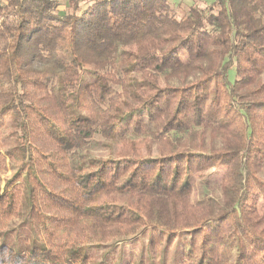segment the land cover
Returning <instances> with one entry per match:
<instances>
[{"label":"trees","instance_id":"obj_1","mask_svg":"<svg viewBox=\"0 0 264 264\" xmlns=\"http://www.w3.org/2000/svg\"><path fill=\"white\" fill-rule=\"evenodd\" d=\"M59 6L0 1V231L24 180L45 242L0 264H89L79 247L147 230L153 260L180 239L174 264H264V0Z\"/></svg>","mask_w":264,"mask_h":264},{"label":"rangeland","instance_id":"obj_2","mask_svg":"<svg viewBox=\"0 0 264 264\" xmlns=\"http://www.w3.org/2000/svg\"><path fill=\"white\" fill-rule=\"evenodd\" d=\"M1 1V0H0ZM171 7L177 16L182 17L187 14L188 8L191 6L204 7L213 0H168ZM59 3V10L67 4V0H56ZM61 8V9H60ZM184 61L185 58L182 57ZM234 69L229 72V80L234 79ZM261 81L264 82V73L261 76ZM100 141V140H99ZM86 153L97 157H107L109 154L107 144L100 142L92 144ZM81 152L80 154H86ZM6 160V173L0 176V188L4 185L6 178L11 177L13 172L9 169ZM224 169L211 170L207 173L208 186L204 190L200 188L195 177L191 178L193 183V199L200 200L204 197V193L214 196L218 193L217 185L222 179ZM29 186L23 180L21 200L19 205L18 216L11 221L9 226L0 231V244L11 248L17 254L29 253L34 249L45 247V242L41 236L35 233L31 223ZM260 211L263 209L264 203L260 201ZM64 235L59 232L53 238L54 242H62ZM149 231L140 233L133 239L122 242H110L104 245L81 246L79 252L89 257V264H174L180 259V239H177L174 244L166 250L164 259L160 258L153 260L149 256Z\"/></svg>","mask_w":264,"mask_h":264},{"label":"crops","instance_id":"obj_3","mask_svg":"<svg viewBox=\"0 0 264 264\" xmlns=\"http://www.w3.org/2000/svg\"><path fill=\"white\" fill-rule=\"evenodd\" d=\"M1 1H4V0H1ZM60 7V6H59ZM61 9V8H60ZM66 9V5L62 8V10Z\"/></svg>","mask_w":264,"mask_h":264}]
</instances>
